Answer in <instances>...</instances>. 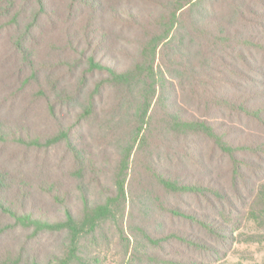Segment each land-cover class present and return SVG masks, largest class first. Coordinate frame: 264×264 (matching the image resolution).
I'll list each match as a JSON object with an SVG mask.
<instances>
[{"label": "trees", "instance_id": "1", "mask_svg": "<svg viewBox=\"0 0 264 264\" xmlns=\"http://www.w3.org/2000/svg\"><path fill=\"white\" fill-rule=\"evenodd\" d=\"M0 18L23 25L7 96L53 127L0 121V264H226L264 238V0H0ZM34 154L35 176L2 163Z\"/></svg>", "mask_w": 264, "mask_h": 264}, {"label": "rangeland", "instance_id": "2", "mask_svg": "<svg viewBox=\"0 0 264 264\" xmlns=\"http://www.w3.org/2000/svg\"><path fill=\"white\" fill-rule=\"evenodd\" d=\"M1 19L2 18H0V20ZM2 21H0V23ZM21 31H23L22 23H19L18 26L15 25L9 26L8 28H0V121L6 124L8 128L26 126L32 131L47 132L53 127L49 117L47 116V108L42 102H34V99L28 100L25 98L24 94L17 96L15 99H11L7 96L9 87L12 84V73L15 71L14 65L17 64L18 61V54L13 49L11 43L14 36H17ZM42 31H44V29ZM34 33L37 38L42 37V33L34 31V27L29 30L28 39L31 41L33 49ZM59 38L61 39V37ZM94 126V124H83L82 129L77 131L82 133V136L87 135L88 137L91 132H93ZM245 128L248 129L249 127L246 126ZM52 155L53 154L49 155L50 159L48 160L51 164L49 165L48 170L52 173H57L59 169H57L53 163L52 160H54V158ZM37 158L36 154H34V157L28 163L21 161L20 158L1 160L2 163L14 173L20 171L23 174L35 176L37 173L39 174V161ZM220 163L219 166L218 164L211 165L213 168L212 174H217L218 180L221 184L227 187L229 186V174L226 172L227 169L223 164V161H220ZM195 172L198 175L205 174L206 177L210 176L209 173L203 174L202 172ZM237 234L242 235L243 240H247L248 235L261 234V231H259L256 224L252 221H246L243 222L241 228L237 231ZM2 240L5 241V238ZM226 262V264H264V238L260 239V242H251L250 240H247L234 245Z\"/></svg>", "mask_w": 264, "mask_h": 264}]
</instances>
